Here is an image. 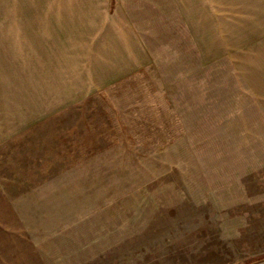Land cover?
<instances>
[{"label":"rangeland","instance_id":"374dc122","mask_svg":"<svg viewBox=\"0 0 264 264\" xmlns=\"http://www.w3.org/2000/svg\"><path fill=\"white\" fill-rule=\"evenodd\" d=\"M0 264H264V0H0Z\"/></svg>","mask_w":264,"mask_h":264}]
</instances>
